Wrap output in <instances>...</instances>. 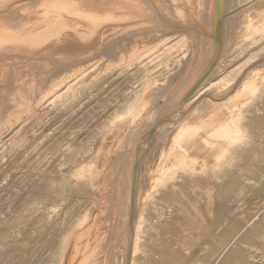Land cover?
Masks as SVG:
<instances>
[{
	"label": "rangeland",
	"instance_id": "1",
	"mask_svg": "<svg viewBox=\"0 0 264 264\" xmlns=\"http://www.w3.org/2000/svg\"><path fill=\"white\" fill-rule=\"evenodd\" d=\"M161 5L164 8L163 11H165H161V14H163L161 16L165 19L170 16L167 19L172 20H169L171 25L179 24L183 20L185 30L195 36L199 33L197 38L204 42L202 49H198L201 45L196 44V41L191 42L193 44L190 45V40L186 38L185 40L188 43L186 41V43L179 42L173 49V56H181V62H184L186 59H184L183 54L192 49L197 51H194L196 56L201 55H199L201 61H205L210 51H206V48L208 46L210 48L212 45H210L212 40L210 38L211 30L206 23L205 17L195 13L197 16L194 14L193 21L185 19L186 21L184 22V18L179 19L176 17V13L172 14L171 8L170 11L168 10L169 5L165 6L163 3ZM260 18L259 20L262 21L263 19ZM254 21L257 23L258 20L255 19ZM186 22L187 24L191 22L193 25H187L185 24ZM183 23L181 22L180 24ZM227 29L228 27L225 26L224 30L227 33L223 32V35L225 34L223 40H225L221 49L223 57L220 54L214 73L215 81H213L216 82V80L223 79L222 81L225 80L227 84L231 83L232 81L229 80L239 73L243 66L242 70L247 72L255 70L252 76L254 79H258L256 80L258 85L255 84L253 89L251 88L243 96L239 95L244 93L240 94V92L235 93V91H232L229 93L231 96L227 94L222 99L220 98V101L218 100L220 102L219 105H224L220 106L219 115H216L215 118L212 115L210 120L208 118L207 125L204 124L203 126V129H205L203 133L194 135L195 137L191 141L180 140L179 142L176 136L179 132L178 128L172 127L170 123H166L159 128L156 134L158 138L160 136L159 140L156 136V142H154L155 138L152 140L153 143L157 144L149 143L150 151H152L150 153L151 158H149V162L141 167L142 169L140 168L141 170L145 169L147 172V174L144 172V177L146 176L145 178L147 179L145 180L144 177H141L143 174L139 175V187L141 189H138L142 190V194L140 193L138 197L140 201L138 202L137 200L135 206L137 211L136 225L142 238V244L144 243L146 248H144L145 252H140L136 256L135 264H264V61L260 63V66L259 63L251 64L250 66L247 64V61L252 60V58L258 59L255 56L258 57L264 51V38L261 37L263 35L260 33L261 27L258 30L259 32L246 31V34L240 21L232 24L230 30L228 29L229 31ZM182 33L185 34L186 31L185 33L182 31ZM252 33L256 36V43L249 42L254 36ZM249 34L251 35V38L247 41L249 43H243L246 38H249ZM186 36H188L187 33ZM242 38L245 39L243 40ZM228 40L230 41L228 42ZM185 44L188 45L186 46ZM195 46L199 47L196 48ZM176 49L183 51L182 55L181 51ZM257 66L260 68L256 69ZM172 67L173 65H171L170 69ZM166 69H162L163 71L161 69L152 70L153 74L151 75L139 72L134 75L121 76L110 89L99 97L95 95L94 97L87 92L84 97L85 101L84 99H81L82 101L77 100L74 109L69 108L56 113V110L49 108L46 109V112L50 114L49 116L46 112H41L39 116L42 115V118H39L38 115L35 116L36 118L34 116L25 117L27 121L23 128L24 131L22 129V132L19 131L16 137H12L0 147V264H24L26 259L28 263L33 264L37 262V256H45L47 252H53L56 255L62 246L61 243L64 236L71 233V231L74 232L80 226H84V216L90 208L93 212L92 222L95 223H93V233L97 232L96 237L90 238L93 246H99V248L104 249V246L112 242L113 235L110 231L113 230L115 225L121 227V223L127 220L125 214L127 209L130 208V202L126 194L128 191L125 183L127 179L123 176H118L119 168L116 165L118 161L116 156L122 151L124 152L126 141H123V144L125 143L124 146L121 144L114 153H111L105 167L106 169L103 171L105 173L100 180L103 188L101 187L99 191L97 190L95 195L90 194L83 186L81 187L80 182L77 183L78 186L75 185L76 180L73 178V172L79 166L90 163L100 149L104 148L107 151L108 146H113V139L117 135L125 136L123 133L120 134L118 129H111L112 125L117 123L118 120L124 119L127 124L130 123L125 128L126 132L130 127L141 129L140 132H142L151 126L155 121V117L145 115L135 117L131 112H128L125 107L128 102L134 99L135 95L130 93L128 95L129 99L125 100L123 94L129 88L131 90L132 88L141 90L146 82H149L148 86L151 89L156 86L165 88L169 81ZM158 70H161L162 73H157ZM255 75L258 76L255 77ZM162 82L163 84H161ZM178 82L175 79V82L168 87L163 97L154 99L155 102H158V106L169 103L168 100H171L169 97L172 93L174 95V87L176 88ZM152 85L154 88H152ZM214 92H212V95ZM87 95L93 98L91 97L90 99L89 97L88 99ZM226 97L228 100H226ZM235 105L239 108L232 110V108L236 107ZM172 106L167 105L165 112H169ZM228 107H232L231 113ZM125 109L127 112H125ZM76 111L79 112L76 113ZM232 111L235 112L232 114ZM50 112L53 113L51 114ZM146 117H149V120ZM140 119L141 122L139 121ZM30 120H33L32 122L35 125ZM146 122L150 126L144 124ZM222 127L229 129L230 133L227 135L228 138L225 139V143L222 142L217 145V143L213 142V140L211 142L208 138L210 136H218L217 134L222 130ZM33 128L35 129L34 131L31 130ZM7 129L0 131L1 138L4 136L10 137V130L9 128ZM110 129L115 134L110 133ZM105 134L107 135L105 136ZM113 135L116 136L114 137ZM164 135L166 139H164ZM104 140L105 142L107 141L105 144ZM213 144L217 146L213 147ZM161 146L164 147L162 148ZM156 148H158L157 150H159L160 154L156 152ZM187 149L195 162H191V159L185 157L187 162L183 166L186 168L194 167L195 173L193 176L183 174V169L185 168H179L177 164L173 165L172 163L178 157L182 159ZM62 150L64 151L62 152ZM153 151H155V154H153ZM162 153L165 157L163 161H159V156ZM112 161L114 164H112ZM69 162L71 163L69 164ZM99 165L102 166V162H99ZM63 166L66 167L64 168ZM114 168H116V171H114ZM112 170L113 172H111ZM221 172H225V174L221 176ZM108 173L110 175L113 173L112 176L114 177H110ZM106 176L110 178L108 177L107 179ZM117 176L119 178H116ZM149 176L152 178L150 177L151 179H149ZM103 178L106 179L104 180ZM111 178L112 181L109 180ZM107 182H110L111 185ZM104 183L108 185H104ZM112 185H115L114 188ZM119 185H123V188ZM108 186L110 189H108ZM116 186L118 188L115 189ZM120 189L122 193H119V195L117 192ZM115 190L117 191L115 192ZM123 190L126 194L125 196H123ZM111 192L114 196L110 195L112 194ZM106 194H109V197H106ZM102 198H107L108 200H103ZM96 199H98L97 202ZM110 199L111 201L109 202ZM102 200L103 202L105 201L104 204L101 202ZM120 200L121 202H119ZM107 201L109 204L111 203L110 206ZM106 204L108 208H106ZM111 208L114 210L112 211ZM115 211L118 215L114 213ZM105 212L106 214H104ZM121 214L124 217L123 215L120 216ZM110 216L113 218H111L112 220ZM254 218L256 220L251 223ZM105 220L108 221L105 222ZM44 231L46 232L44 233ZM119 237L118 235L117 237L115 236L114 240L119 239ZM93 239H96V242ZM104 239H108L106 240L108 242L106 243Z\"/></svg>",
	"mask_w": 264,
	"mask_h": 264
},
{
	"label": "bare ground",
	"instance_id": "2",
	"mask_svg": "<svg viewBox=\"0 0 264 264\" xmlns=\"http://www.w3.org/2000/svg\"><path fill=\"white\" fill-rule=\"evenodd\" d=\"M161 3H163L165 6L169 5L168 10L170 11L171 8V11L173 12L172 14L176 13V17L179 19L184 18V22L186 21L185 19H188L187 21H193V18L196 14L205 17L207 21L206 23L210 26V38L212 39L210 42V45L212 44L211 47L208 48V46L206 48V51H210L205 61H201L199 59L201 55L199 54L200 56H196L194 54L195 50L192 49H189L187 53L183 54L184 59H186L184 62H181V56H173L174 47L179 44V42L186 43V38L190 40H188L190 45L193 44L191 43L193 41H196V44L198 43L201 45L200 47L197 46L199 47L198 49H202L204 42H202L200 38H197L199 33L196 34L197 36H195L194 34L185 30L183 20H181L179 24L176 23V25H171L170 21L172 20L169 19V21L167 19L170 16L166 19L163 18L161 16L163 15L161 14V11H163L164 8H162ZM260 16L264 20V0H0V131L7 128L10 130V137H0V147H2L3 144H5L12 137H16L19 131L24 128V125H26L25 123L27 121L25 117L34 116V118H36L35 116H39L41 112H46V109L49 108L56 110V113L61 110L65 111L69 108L74 109L75 102L77 100L80 101L81 99H84L87 92H89L90 95L99 97L108 89H110L121 76L125 77L129 74L134 75L139 72H143L146 75H151L153 74L152 70L156 71L157 69L162 70L167 68V78L169 80H167L168 82L166 81L168 84L165 88H159L157 86L154 88L152 85V88L154 89H151L148 86L149 82H146L141 90H134V88H132V90L130 88L126 89L123 94L125 100L129 99L128 95L130 93L135 95L134 99L127 103L125 107L127 108V111L131 112L135 117H140V115L153 116L155 117V121L151 124V126L148 125V121L144 123L150 127L147 126V130L143 128L144 130L142 132H140L141 129L139 130L135 127H130L126 132L125 128L130 123L127 124L124 119L118 120L115 124L112 123L113 125L111 129H118L119 133H123L125 136L121 137L117 135V137H115L116 135H113L115 137V139H113L114 145L108 146L107 151H105L104 148L100 149L98 153L95 152L96 154L94 157L91 154L92 151L90 149V154L93 157V159L90 158L92 161L86 165L84 164V166H79L78 169L76 166L77 170L74 169L76 170L73 172V178L76 180L75 185L80 182L81 187L83 186L86 191L92 195H95L96 191H99V189L102 187L100 184L101 176L105 173H103V171L106 169L105 167L109 161L111 153H114L117 150L116 148L121 146L123 141H126L124 152L122 151L119 153L118 151L119 154L116 153L118 154L116 156L118 158L116 165L119 168V170L117 169L119 171L118 176H123L128 180H126L125 183L128 187L126 194L128 197L127 199L130 202V208H126L127 213L125 216L127 220L121 223V227L115 225L113 230L110 231L113 235L112 242H110L109 245L104 246V249L99 248V246H93L91 242L92 240L90 238L96 237L97 232L93 233V225L95 223L92 222L93 212L90 210V208L84 216V226H78L79 228L74 232L71 231V233L64 236L63 242L61 243L62 246L56 255L53 252H47V255L45 256H37V262L33 264H135L136 256L140 252H145L144 248H146L144 247V243L142 244V238L140 237L139 230L137 229V211L135 206L140 193L142 194V190H139L141 189L139 187V175L143 174L141 177H144V172H146L145 169L141 170V167L145 163L149 162V158H151L150 153L152 151H150L149 145L153 143L152 140H154V138V142H156V137L158 138V136H156L158 133L157 131L166 123H170L172 127L178 128L179 132L176 136L179 142L180 140L191 141V139L195 137L194 135L203 133V130H205L203 129V126L204 124L208 123V118L210 120L212 115L214 118L216 115H219L218 110L220 109V106L224 105H219L220 98L222 99L223 97L227 96V94L229 95V93L232 91H235V93L240 92V94L244 93L239 95L243 96L247 94L251 88L253 89L255 84L258 85L256 83V80L258 79H254L252 76L255 70L247 72L242 70L243 66L241 71L239 70L240 72L231 78V80H229L232 82H229L228 84L225 80L222 81L223 79L219 81L216 80V82H214V73L222 51L221 49L223 41L225 40H223V36L227 33V31L225 32L224 27L226 26L230 30L232 24L240 21L244 32L250 31L255 33L254 31H258L261 27L260 33L263 34L261 37L264 38V21L259 20ZM255 19L258 20L257 23L254 21ZM260 21L262 22L261 25ZM181 22L183 24H180ZM185 24H187V22ZM190 24L192 23L189 22L187 25ZM182 31L184 33L186 31L188 36H186V33L183 34ZM223 32L225 33L224 35ZM253 33L252 35H254ZM228 36L230 35L228 34ZM250 38L251 35L248 39L246 38V40H244L245 38H242L245 41L243 43L246 44L249 42H257L255 35L252 36L251 39ZM229 41L230 40H228V42ZM185 45L187 46L188 44ZM182 52L183 51L180 52L181 55ZM263 52L264 51H262L258 57L255 56L258 59L252 58V60L247 61V64L250 66L251 64L254 65L255 63H259L260 66V63L264 61ZM171 65H173V67L170 69ZM258 68L260 67L257 66L256 69ZM161 70H158L157 73L161 74ZM229 72H231V70H229ZM257 76L258 75H255V77ZM175 79L179 82L178 85H176V88L174 87V95L172 93L169 97L171 100H168L169 103H165L166 106H173L169 112H165V104L163 105L165 108L162 105L158 106V102H155L154 99L156 97H163L166 90H168V87H170V85L175 82ZM163 82L161 84H163ZM212 92H214L213 95ZM88 99L86 100L88 101ZM226 100H228V98ZM154 102L157 104L156 106ZM231 108L232 107H228V109H230V113ZM236 108L239 107L236 106L234 109L232 108V110H236ZM127 111L125 109V112ZM78 112L76 111V113ZM233 112L235 111H232V114ZM49 115L50 114H48V116ZM41 116H39V118ZM146 118L149 120V117ZM141 119L139 120L140 122ZM39 124L41 125V123ZM31 130L34 131L35 129L33 128ZM22 131H24V129ZM117 132L116 134H118ZM110 133L115 134L113 131ZM218 133V136H210L213 134L208 135L210 136L208 139L211 142L213 140V142L217 143V145L218 143L224 142L225 139L228 138L227 135L230 133V130L222 127V130H220ZM106 135L107 134H105V136ZM103 139L107 140L106 138ZM164 139H166V137ZM105 140L104 144L107 142H105ZM153 144L155 145L157 143ZM217 145L213 144L212 146L216 147ZM164 146L161 147L163 148ZM158 148H156V150ZM171 148L173 147L171 146ZM159 150L156 152L159 153ZM63 151L64 150H62V152ZM153 152V154H155V151ZM190 155V151L187 149L185 156L183 158L181 157L182 159L178 157V159H175V161L172 163L173 165L177 164L179 168H185L183 169V174L193 176L195 173V168H186L183 166V164L187 162L185 157L191 159V162H195V160ZM164 157L165 156L162 153V155L159 156V161H163ZM99 162H102V166L99 165ZM70 163L71 162H69V164ZM112 164H114L113 161ZM114 171H116V168H114ZM111 172H113V170ZM223 174H225V172H221V176ZM112 175L113 173L110 175V177ZM118 176L116 178H119ZM108 177L106 176L107 179ZM150 177L151 176H149V179L152 178ZM106 178L103 179L105 180ZM146 179L147 178H145V180ZM109 180L112 181V178ZM107 183H104V185ZM109 186L108 189H110ZM120 187L123 188V185ZM116 188H118V186H116L115 189ZM121 189L119 192H117L118 194L122 193ZM116 191L117 190H115V192ZM109 194H106V197ZM126 194L124 193V195H122L125 196ZM110 195L114 196L113 193ZM97 200L98 199H96V202ZM103 200L101 202H103ZM121 200L119 202H121ZM110 201L111 199L109 202ZM139 201L140 200H138V202ZM104 203L105 201L103 204ZM107 204L110 206L111 203L109 204L107 201ZM107 204L106 208H108ZM113 210L114 209H112V211ZM116 211L114 213H116ZM104 214H106V212ZM122 215L123 214L120 216ZM112 217L110 216V219ZM254 220H256V218H254L251 223H253ZM107 221L105 220V222ZM103 228H105V226H103ZM45 232L46 231H44V233ZM98 232L100 231L98 230ZM108 232L107 235L109 236ZM117 235L118 237L120 235L119 239L116 238L117 240H114V237H117ZM93 240L95 241L96 239ZM107 242L108 241H106V243ZM24 264L30 263H28L26 259Z\"/></svg>",
	"mask_w": 264,
	"mask_h": 264
}]
</instances>
